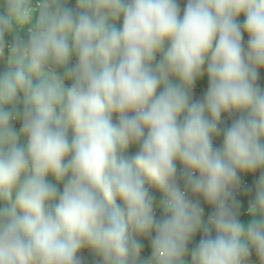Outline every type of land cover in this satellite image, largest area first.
I'll use <instances>...</instances> for the list:
<instances>
[{"label": "clouds", "instance_id": "1", "mask_svg": "<svg viewBox=\"0 0 264 264\" xmlns=\"http://www.w3.org/2000/svg\"><path fill=\"white\" fill-rule=\"evenodd\" d=\"M262 70L264 0H0V264H264Z\"/></svg>", "mask_w": 264, "mask_h": 264}, {"label": "crops", "instance_id": "2", "mask_svg": "<svg viewBox=\"0 0 264 264\" xmlns=\"http://www.w3.org/2000/svg\"><path fill=\"white\" fill-rule=\"evenodd\" d=\"M241 19H243V18L241 17ZM246 40H247V36L245 35V42H246ZM259 83L261 84V86H264V70H262L260 72ZM206 87H207V81H206V78H205L203 81H201L197 85L196 92H195L196 96H202L203 95V91L206 90ZM16 127H19V124H16ZM217 143H219V141H217ZM134 151H135L134 148L130 149V154L134 153ZM258 176H259V173L249 174V175L243 177V182L244 183H249V188L253 189V192H254V184H255V181L258 179ZM154 195L157 197V199H159V193H155L154 192ZM249 199H251V195L241 196L242 211L247 208ZM205 209H209V208L207 206H205ZM158 212L160 213V210H157V213ZM241 219L244 220L245 216L242 215ZM198 239H199V236H197L196 240H198ZM146 243L148 244L147 241H146ZM81 255L85 258L86 256L91 255V253H90V251L88 249H85V250L82 251ZM149 255H150V249H149L148 246H145L144 249L142 250V253H141V260H146ZM252 259H255V254L254 253H253ZM85 264H91V263L85 260ZM94 264H96V261H95Z\"/></svg>", "mask_w": 264, "mask_h": 264}, {"label": "rangeland", "instance_id": "3", "mask_svg": "<svg viewBox=\"0 0 264 264\" xmlns=\"http://www.w3.org/2000/svg\"><path fill=\"white\" fill-rule=\"evenodd\" d=\"M144 245L145 246H148V244L146 243V241H144ZM144 246V247H145ZM86 261L90 262L91 264H94L95 261H96V258L91 254V255H88L84 258Z\"/></svg>", "mask_w": 264, "mask_h": 264}, {"label": "trees", "instance_id": "4", "mask_svg": "<svg viewBox=\"0 0 264 264\" xmlns=\"http://www.w3.org/2000/svg\"><path fill=\"white\" fill-rule=\"evenodd\" d=\"M246 184V183H245ZM211 211V209H205V213H208V212H210Z\"/></svg>", "mask_w": 264, "mask_h": 264}, {"label": "bare ground", "instance_id": "5", "mask_svg": "<svg viewBox=\"0 0 264 264\" xmlns=\"http://www.w3.org/2000/svg\"><path fill=\"white\" fill-rule=\"evenodd\" d=\"M246 210H247V208L245 210H243L242 213H244ZM244 216H245V214H244Z\"/></svg>", "mask_w": 264, "mask_h": 264}, {"label": "built area", "instance_id": "6", "mask_svg": "<svg viewBox=\"0 0 264 264\" xmlns=\"http://www.w3.org/2000/svg\"><path fill=\"white\" fill-rule=\"evenodd\" d=\"M247 185V184H246ZM245 216H246V211L244 212Z\"/></svg>", "mask_w": 264, "mask_h": 264}]
</instances>
